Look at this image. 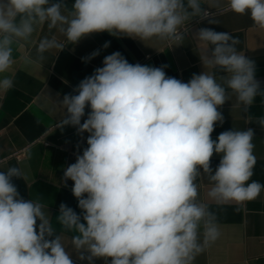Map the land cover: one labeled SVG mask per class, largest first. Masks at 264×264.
<instances>
[{
  "label": "clouds",
  "instance_id": "obj_1",
  "mask_svg": "<svg viewBox=\"0 0 264 264\" xmlns=\"http://www.w3.org/2000/svg\"><path fill=\"white\" fill-rule=\"evenodd\" d=\"M228 8L264 29V0H228ZM209 14L203 0H74L70 6L66 0H0V92L13 88L7 73L14 51L39 26L73 45L103 32L142 42L182 41L184 26ZM193 35L207 50L200 57L204 71L187 82L166 75L167 65L132 64L116 51L60 100L64 115L57 128L88 133L87 147L62 178L65 186L73 182L81 212L61 203L55 217L62 230L74 233L78 260L195 264L221 236L197 181L207 177V198L217 205L252 201L264 191V184L251 180L254 129L211 135L223 125L219 109L231 95L244 112L257 96L264 103L255 61L237 50L239 40L228 32L200 27ZM65 47L55 35L44 36L36 59ZM98 55L96 50L82 60ZM23 62L27 67L34 61L27 56ZM257 123L264 129V116ZM214 154L221 157L215 169ZM13 178L27 179L17 166L0 171V264H75L44 204L24 199Z\"/></svg>",
  "mask_w": 264,
  "mask_h": 264
},
{
  "label": "crops",
  "instance_id": "obj_2",
  "mask_svg": "<svg viewBox=\"0 0 264 264\" xmlns=\"http://www.w3.org/2000/svg\"><path fill=\"white\" fill-rule=\"evenodd\" d=\"M66 2L70 6L74 0ZM203 3L209 10V16L203 21L187 23L182 41L153 38L142 42L103 32L89 35L73 45L68 44L58 31L49 32L47 25H42L14 51L15 63L7 73L13 78L14 86L6 93L0 92V171L10 166L23 170L27 179L13 178L20 195L26 200H39L44 204L53 227L57 234L62 235L75 264H87V261L77 259V253L71 247L74 233L62 230L55 217L61 203L78 214L81 212L71 191L73 182L68 180L65 186L62 178L64 169L74 163L76 155L82 154L87 147L88 133L78 134L72 126L57 128L64 115L60 100L65 94L73 93L82 79L102 67L105 56L119 51L132 64L167 65L164 69L166 75L187 82L193 73L204 71L200 57L207 50L195 38L193 31L210 27L238 38L237 50L255 61L256 79L264 88V29L254 26L249 15L230 11L228 0H203ZM53 35L66 47L60 52L55 49L46 52L43 61L37 60L38 41ZM105 42H109L106 49L103 48ZM96 50H99L98 56L88 62L82 60ZM27 56H31L34 62L26 67L23 58ZM222 74L217 70L218 76ZM261 100L257 96L249 111L244 112L235 95H231L219 109L224 123L217 124L211 135L216 139L225 130L254 129L256 164L251 180L264 184V129L257 123L258 118L264 116ZM85 111L87 114L90 109ZM83 119L86 116L82 122ZM220 158L215 154L212 157L213 169ZM197 183L200 185V198L209 204L217 217L221 236L196 258L195 264H264V191L252 201L217 205L207 198L206 193L211 186L207 177L200 178ZM95 264H105V261L97 259Z\"/></svg>",
  "mask_w": 264,
  "mask_h": 264
},
{
  "label": "built area",
  "instance_id": "obj_3",
  "mask_svg": "<svg viewBox=\"0 0 264 264\" xmlns=\"http://www.w3.org/2000/svg\"><path fill=\"white\" fill-rule=\"evenodd\" d=\"M184 30H186V28L184 27ZM148 57H149V55H148Z\"/></svg>",
  "mask_w": 264,
  "mask_h": 264
}]
</instances>
